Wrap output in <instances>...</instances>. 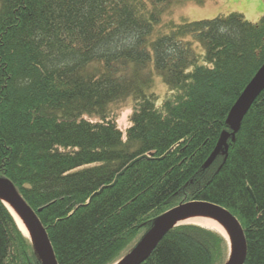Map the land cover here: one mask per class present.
I'll use <instances>...</instances> for the list:
<instances>
[{
	"label": "trees",
	"instance_id": "1",
	"mask_svg": "<svg viewBox=\"0 0 264 264\" xmlns=\"http://www.w3.org/2000/svg\"><path fill=\"white\" fill-rule=\"evenodd\" d=\"M208 1L0 0V179L37 214L58 264H116L190 202L232 213L244 264H264V88L237 132L232 114L264 66V17L170 19ZM156 77L170 92L161 106ZM128 100L124 134L114 111ZM228 256L221 234L189 224L142 264ZM0 264H44L1 200Z\"/></svg>",
	"mask_w": 264,
	"mask_h": 264
},
{
	"label": "water",
	"instance_id": "2",
	"mask_svg": "<svg viewBox=\"0 0 264 264\" xmlns=\"http://www.w3.org/2000/svg\"><path fill=\"white\" fill-rule=\"evenodd\" d=\"M263 88L264 66L259 70L254 80L244 91L232 110V114L236 116L234 124L235 132L240 129L241 122L243 121L244 117L248 113L249 109L251 108ZM223 144H225L226 151L228 150L226 142L224 141V143H222L221 141L214 153V157L219 154ZM142 158L148 157L144 156L138 158L136 161H133L126 169L132 167L137 161ZM126 169L123 170L119 176L123 175ZM119 176L117 177L115 183L118 181ZM1 197L6 198L12 204L14 208L13 211L15 212L16 216L4 203ZM0 200L11 212L23 234L35 245L44 264H58L48 234L45 228L42 226L37 214L25 202L17 189L11 183L3 179H0ZM190 213H197L198 215H200V218L210 219L213 225L214 223H216V225L222 226L229 233V235H231L232 239L230 240L229 238L228 241L232 245V250L230 259L227 264H244L246 262L247 241L243 228L238 219L223 207L207 202H196L180 206L160 217L155 222L151 232L146 236L147 238L149 237L147 246L138 254L134 255L136 249L144 241V239L146 238L145 237L135 249V251H133L131 255L123 260V264H142L143 262H145L152 251L155 249V247L158 245V243L163 239V237L172 228L179 225L177 223L184 215ZM216 225H214V227H216ZM24 229H26V231Z\"/></svg>",
	"mask_w": 264,
	"mask_h": 264
},
{
	"label": "rangeland",
	"instance_id": "3",
	"mask_svg": "<svg viewBox=\"0 0 264 264\" xmlns=\"http://www.w3.org/2000/svg\"><path fill=\"white\" fill-rule=\"evenodd\" d=\"M233 13H239L243 15L248 22L258 23V21L264 17V0H209L205 6L188 5L178 8L170 16V19L177 24H183L185 22L214 20L219 16H229L230 14ZM154 86L155 87L154 89L151 90L152 91L151 93L154 94L155 98L157 99L158 106H161L163 102L167 99V97L170 95L169 94L170 92L160 77L155 78ZM133 111H134V102L132 100H128L125 104H121L115 108L114 115L117 118V124L119 128L124 132V134L126 133L127 129L131 126L130 120ZM190 203H195V202H190ZM190 203H186L180 206H184ZM189 224L191 223H183L179 225H189ZM192 225H197V224H192ZM198 226L203 227L202 225H198ZM210 226L212 228L210 227H203V228L215 231L221 234L227 240L229 246V256H228V261H229L231 256L232 245L230 244L226 236H224L221 232H219L216 229V227H214V225L213 226L210 225Z\"/></svg>",
	"mask_w": 264,
	"mask_h": 264
},
{
	"label": "bare ground",
	"instance_id": "4",
	"mask_svg": "<svg viewBox=\"0 0 264 264\" xmlns=\"http://www.w3.org/2000/svg\"><path fill=\"white\" fill-rule=\"evenodd\" d=\"M1 198L4 201V203L8 206V208L12 211V213L16 216L15 212L13 211L14 208H13L12 204L6 198H4V197H1ZM183 223L197 224V225H202L203 227H210V228H212L210 225L213 226V223L211 222L210 219L200 218V215H198L197 213H190V214L184 215L178 221L177 224H183ZM214 225H216V223H214ZM216 227H217V230L220 231L224 236H226V238L228 240H229V238H230V240L232 239L231 235H229V233L222 226L216 225ZM24 230L26 231V229H24ZM148 241H149V237L148 238L146 237L144 239V241L136 249V252L134 253V255L138 254L141 250H143L147 246ZM123 263H124V261H122L118 264H123Z\"/></svg>",
	"mask_w": 264,
	"mask_h": 264
}]
</instances>
